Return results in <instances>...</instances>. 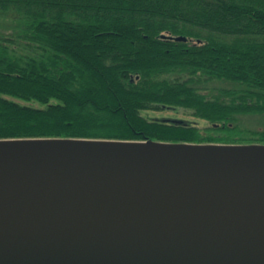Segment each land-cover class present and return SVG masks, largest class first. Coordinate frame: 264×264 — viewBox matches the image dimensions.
Returning <instances> with one entry per match:
<instances>
[{
	"label": "trees",
	"instance_id": "1",
	"mask_svg": "<svg viewBox=\"0 0 264 264\" xmlns=\"http://www.w3.org/2000/svg\"><path fill=\"white\" fill-rule=\"evenodd\" d=\"M7 17L0 140L264 145V0H0ZM166 109L211 127L142 114Z\"/></svg>",
	"mask_w": 264,
	"mask_h": 264
},
{
	"label": "water",
	"instance_id": "2",
	"mask_svg": "<svg viewBox=\"0 0 264 264\" xmlns=\"http://www.w3.org/2000/svg\"><path fill=\"white\" fill-rule=\"evenodd\" d=\"M143 143L0 146V264H264V155Z\"/></svg>",
	"mask_w": 264,
	"mask_h": 264
},
{
	"label": "bare ground",
	"instance_id": "3",
	"mask_svg": "<svg viewBox=\"0 0 264 264\" xmlns=\"http://www.w3.org/2000/svg\"><path fill=\"white\" fill-rule=\"evenodd\" d=\"M4 142V143H2ZM0 146H41V147H68V148H117V149H144L146 146L143 142L135 143H119V142H106V141H94V140H80V141H2ZM169 148V149H168ZM154 150L179 152L188 154L191 156H240V155H264L263 147H224L220 145H171L163 146L160 144L155 145Z\"/></svg>",
	"mask_w": 264,
	"mask_h": 264
},
{
	"label": "rangeland",
	"instance_id": "4",
	"mask_svg": "<svg viewBox=\"0 0 264 264\" xmlns=\"http://www.w3.org/2000/svg\"><path fill=\"white\" fill-rule=\"evenodd\" d=\"M10 17L0 19V34H10L11 31L7 25L10 24ZM231 85L229 83L223 82V81H212L205 85V87L202 88V93L207 96H214L217 94L216 89L219 88H229ZM28 104L29 103H25ZM37 106V105H36ZM144 116H146L148 119L151 120H186L187 123L194 125L195 127H198L201 131H204L206 128H210L211 125L205 122L204 120L194 118L191 114V111L179 109L176 111H173L171 109L161 110V111H143L142 113ZM237 127L240 130H257L260 129L262 125V120L260 121V118L257 116H239L238 122L236 123ZM245 135L243 136V138Z\"/></svg>",
	"mask_w": 264,
	"mask_h": 264
}]
</instances>
